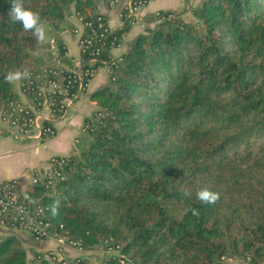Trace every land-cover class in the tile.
Here are the masks:
<instances>
[{"label": "trees", "instance_id": "16d2710c", "mask_svg": "<svg viewBox=\"0 0 264 264\" xmlns=\"http://www.w3.org/2000/svg\"><path fill=\"white\" fill-rule=\"evenodd\" d=\"M94 1L23 0L45 34L49 28L70 69L60 35L72 14L83 21L101 16L93 13ZM11 4L0 0V116L17 102L13 85L5 82L9 71L30 73L22 89L31 101L42 80L65 87L70 75L65 68L61 78L48 73L55 70L50 53L38 63L33 53L49 43H38L32 31L11 21ZM157 13L153 26L119 58L109 51L131 27L128 20L103 42L100 60L111 70L110 83L90 96L100 116L78 142V154L58 158L65 165L54 189L32 185L37 205L60 237L83 250L105 245L117 252L103 264H234L226 262L230 257L260 264L264 0H204L192 11L195 26L173 12ZM205 188L219 194L215 203L197 199ZM0 264L51 260L28 262L19 241L8 236L0 240Z\"/></svg>", "mask_w": 264, "mask_h": 264}, {"label": "crops", "instance_id": "0c3cea01", "mask_svg": "<svg viewBox=\"0 0 264 264\" xmlns=\"http://www.w3.org/2000/svg\"><path fill=\"white\" fill-rule=\"evenodd\" d=\"M204 0H149L142 12L143 24H134L125 32L124 38L117 47L112 48L109 53L112 58H119L130 48L132 41L146 28L152 27V21L157 12H173L183 23L194 26L197 20L192 14ZM131 0H95L93 13L103 16L109 27L110 33L121 31L124 28V21L120 15H125ZM148 23H150L148 25ZM75 28H80V23L75 14H72L67 22L65 30L60 35L66 49V55L73 65H79L80 50L78 47V35L74 33ZM52 40L49 28H46L45 41ZM48 50L42 49L33 53L38 63H45L48 59ZM110 83L109 74L106 68H100L92 78L84 93L75 100L66 117L53 122L56 135L47 139L36 140L22 137L18 132L8 125L0 122V185L9 180H14L18 186L20 198L29 204H37L38 198L32 189L33 170L47 171L50 169V159L68 158L78 154L77 144L80 140L87 139L86 133L82 131L86 121L93 119L98 111L96 102L91 101L92 93L108 86ZM17 97L21 104L29 103L22 92V80L12 83ZM8 236L15 237L23 250L26 252L28 262H34L37 256L48 259V255L58 248V244L52 239L36 240L24 230L8 228L0 224V240ZM90 249H81L70 241L61 247L58 254L62 259H88ZM240 264H247L240 261ZM260 264H264V259Z\"/></svg>", "mask_w": 264, "mask_h": 264}, {"label": "built area", "instance_id": "2783aa9c", "mask_svg": "<svg viewBox=\"0 0 264 264\" xmlns=\"http://www.w3.org/2000/svg\"><path fill=\"white\" fill-rule=\"evenodd\" d=\"M149 0H131L128 6L127 15H120L124 21L128 20L129 25L143 24L142 12ZM158 13H156V16ZM80 28H75L74 33L78 35V47L80 56L86 55L87 59L72 68L66 67L58 57L56 45L53 40L49 43L48 52L51 55V62H54L55 70H48V73L61 78L60 74L65 68L70 72L65 87L59 81L42 80L37 86L33 101L21 104L16 102L12 108L0 116V122L15 129L18 134L25 138L42 140L56 135L53 122L66 117L75 100H77L87 88L89 81L94 78L100 68H106L108 74L111 70L106 63L100 60L103 42L110 35L108 23L102 16L94 20L83 21L76 15ZM169 16V18H171ZM125 22V21H124ZM85 32V33H84ZM84 33V34H83ZM124 35L121 38L123 40ZM115 39L111 42L113 45ZM46 74L39 75V78H46ZM29 82L28 86H31ZM25 87V86H22ZM73 88V91H69ZM23 94L25 88L22 89ZM25 95V94H24ZM100 114L84 123L82 131L86 133ZM65 162L62 159H50V169L47 171L33 170L31 185H42L45 190H53L56 184L63 179L62 168ZM0 224L8 228H17L29 232L36 240L52 239L58 244L57 250L48 255V259L56 261L59 258L61 247L68 241L60 237L59 233L52 227L45 218L44 210L37 204H28L23 201L18 193L16 181H5L0 185ZM71 242V241H70ZM72 243V242H71Z\"/></svg>", "mask_w": 264, "mask_h": 264}, {"label": "clouds", "instance_id": "9594fccd", "mask_svg": "<svg viewBox=\"0 0 264 264\" xmlns=\"http://www.w3.org/2000/svg\"><path fill=\"white\" fill-rule=\"evenodd\" d=\"M7 16L13 23L21 24L25 31H32L37 37L38 43H44L46 34L40 17L37 13L25 9L23 6V0H12ZM29 77L30 73L26 71H9L5 76V82L12 84L13 82H18ZM187 195L188 193L185 192V196ZM197 199L204 204H213L219 199V194L205 188L197 193ZM191 212L193 215H198V211L196 209H191Z\"/></svg>", "mask_w": 264, "mask_h": 264}, {"label": "rangeland", "instance_id": "374dc122", "mask_svg": "<svg viewBox=\"0 0 264 264\" xmlns=\"http://www.w3.org/2000/svg\"><path fill=\"white\" fill-rule=\"evenodd\" d=\"M45 38H46V35H45ZM116 255H117L116 251L106 248L105 245H99V246L93 247V250L89 251L88 259H85V260L88 262V264H103V262H105L108 258L112 256H116ZM58 258L62 259L61 257H58ZM226 262L240 264V260L234 257H230L226 259ZM51 264H54V263L51 261Z\"/></svg>", "mask_w": 264, "mask_h": 264}]
</instances>
